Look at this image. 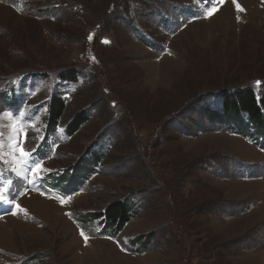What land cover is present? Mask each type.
Returning <instances> with one entry per match:
<instances>
[{
	"label": "rangeland",
	"instance_id": "obj_1",
	"mask_svg": "<svg viewBox=\"0 0 264 264\" xmlns=\"http://www.w3.org/2000/svg\"><path fill=\"white\" fill-rule=\"evenodd\" d=\"M246 90L264 0H0V264H264Z\"/></svg>",
	"mask_w": 264,
	"mask_h": 264
},
{
	"label": "trees",
	"instance_id": "obj_2",
	"mask_svg": "<svg viewBox=\"0 0 264 264\" xmlns=\"http://www.w3.org/2000/svg\"><path fill=\"white\" fill-rule=\"evenodd\" d=\"M225 105V109L232 114L245 113L257 128L264 126V94L257 99L251 90L238 91L228 98ZM64 110L65 102L61 97L51 100L49 113L46 117V122L51 130L57 126ZM84 121V118L80 119L73 127H77ZM132 214L133 210L130 204L114 202L104 211L103 221L107 228L115 229L129 220Z\"/></svg>",
	"mask_w": 264,
	"mask_h": 264
},
{
	"label": "snow or ice",
	"instance_id": "obj_3",
	"mask_svg": "<svg viewBox=\"0 0 264 264\" xmlns=\"http://www.w3.org/2000/svg\"><path fill=\"white\" fill-rule=\"evenodd\" d=\"M215 10H216V9H215V8H213V9H212V11H211V12H209V15H212V14H213V12H215ZM21 153H22V154H24V155H26V153H24V152H23V149H21Z\"/></svg>",
	"mask_w": 264,
	"mask_h": 264
}]
</instances>
